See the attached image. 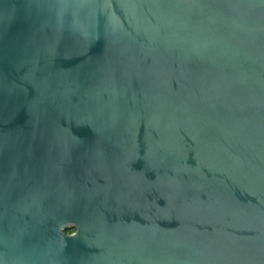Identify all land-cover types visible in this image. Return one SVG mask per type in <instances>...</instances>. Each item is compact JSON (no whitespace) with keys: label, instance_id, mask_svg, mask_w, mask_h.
Returning a JSON list of instances; mask_svg holds the SVG:
<instances>
[{"label":"water","instance_id":"1","mask_svg":"<svg viewBox=\"0 0 264 264\" xmlns=\"http://www.w3.org/2000/svg\"><path fill=\"white\" fill-rule=\"evenodd\" d=\"M0 264H264V0H0Z\"/></svg>","mask_w":264,"mask_h":264},{"label":"trees","instance_id":"2","mask_svg":"<svg viewBox=\"0 0 264 264\" xmlns=\"http://www.w3.org/2000/svg\"><path fill=\"white\" fill-rule=\"evenodd\" d=\"M66 232H68V233H69V232H71V231H70L69 229H67V230H66Z\"/></svg>","mask_w":264,"mask_h":264}]
</instances>
